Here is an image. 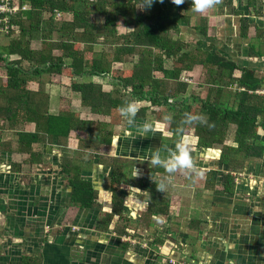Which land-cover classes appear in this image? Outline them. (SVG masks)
I'll list each match as a JSON object with an SVG mask.
<instances>
[{
  "label": "crops",
  "instance_id": "1",
  "mask_svg": "<svg viewBox=\"0 0 264 264\" xmlns=\"http://www.w3.org/2000/svg\"><path fill=\"white\" fill-rule=\"evenodd\" d=\"M224 2L198 14L192 11V6L178 9L171 0H164L163 8L178 25L177 30H171L170 37L186 44L184 51L190 53V59L184 61L179 60L180 54L164 61L167 69L190 66L182 69L180 75L181 81L188 83L187 92L175 91L173 103L194 96L208 98L210 85L205 81L210 65L201 63L208 54H219L234 62L237 65L234 79H239L247 69L264 88V0L259 15L248 6V0ZM64 14L67 21L72 20V14ZM98 16L103 19L98 22L99 18L97 23L103 24L104 16ZM242 19L250 25L246 36L241 35ZM118 25L116 34L111 32L107 37L110 43H103L106 37L102 36L86 52L90 61L99 56L109 63L108 75L45 74L27 86L32 91L41 89L49 94L51 114L70 112L81 121L93 122L98 130L100 124H106L103 134L113 131V145L90 141L89 132L72 131L65 145L34 143L32 151L40 154L43 161L31 163V153L20 148L19 133L35 132V123L21 122L11 127L8 121L0 120V264H25L24 259L28 264H172L170 259H175L177 264H264V154L247 159L240 157L241 167L232 172L234 186L228 190L225 179L228 167L221 162L222 146L205 151L197 149L195 128H190L193 155L204 170V177L193 185L177 175L176 187H169L163 193L169 199L168 212L148 214L149 191L142 185L147 180L159 182L164 170L152 167L146 160L152 149L161 145L174 147L176 139L169 132L165 117H171L175 111L144 101L140 108L144 115L139 116V111L137 124L156 121L158 126L146 137H138L123 117L120 123L114 124L111 116L94 113L83 103V92L72 86L94 84L103 91L116 92L117 76L131 74L138 55L115 61L113 50L125 43L123 36L132 32L134 26ZM201 26H206V36L201 33ZM35 42L41 43L31 44ZM77 47L83 50L86 44L79 43ZM154 52L160 54L156 49ZM53 54L59 56L61 50H54ZM65 62L69 65L70 59ZM155 75L164 90L174 91L177 80L165 79L161 72ZM5 76L6 71L1 78ZM41 81L44 88L40 87ZM67 81L70 94L64 97L56 86L63 88L62 84ZM235 86L239 87L237 83L225 87L221 101L226 107L236 108L237 100L230 94L239 91ZM258 123V140L254 143L264 144V121L259 119ZM235 132L236 126L231 125L225 145L236 146ZM114 157L125 162L120 189L124 195L122 211L115 214L112 213L111 180ZM66 159H73L80 170L79 179L91 182L98 191L94 207L73 202L70 179L74 174L69 176L63 172ZM154 169L158 171L150 177L149 171ZM234 173L242 175L238 182ZM125 237L139 243L131 245Z\"/></svg>",
  "mask_w": 264,
  "mask_h": 264
},
{
  "label": "trees",
  "instance_id": "2",
  "mask_svg": "<svg viewBox=\"0 0 264 264\" xmlns=\"http://www.w3.org/2000/svg\"><path fill=\"white\" fill-rule=\"evenodd\" d=\"M227 1L231 4V0ZM227 1L225 0L224 4H227ZM19 3L30 5V8L22 10L15 20L20 32L18 35H12L7 46L0 45V68L6 71L5 79H0V120L8 121L11 127L21 122L35 123V132L19 133L20 148L31 153V163L43 161L40 154L32 151L34 143L42 141L65 145L72 131L89 132L90 141L99 140L109 147L113 145V131H109V135L103 134V131L107 130L106 124H100L98 130L93 122L81 121L70 112L51 114L49 94L41 89L32 91L27 86L30 81L38 80L45 74H65L72 77L108 75L111 68L109 63L103 58L99 59V56H94L90 61L86 58V52H89L92 45L98 43L102 36L106 37L103 43H110L107 37L111 32V35L116 34L118 23L133 25L134 30L123 36V45L113 50V60L124 61L127 55L134 54L138 55L139 60L134 64L131 74L123 73L117 76L116 92L103 91L100 86L94 84L74 83L73 89L83 92V103L86 106L91 107L94 113L111 116L114 124L123 120L118 108L126 99L138 98L155 106L168 107L175 111L171 120H168L169 132L175 139V130L181 124L185 113L202 115L205 122L190 126L188 130L195 128L198 138L195 147L199 150L222 146L221 162L228 167L225 177L228 190L234 186L232 172L241 167L240 157L247 159L263 156L264 144L254 143L258 140L259 119L264 121V97L254 91L263 85L247 69L243 70L239 79H234L233 73L237 69L234 62L219 54H208L206 59L201 61L210 65L205 81L210 85L208 98L203 100L194 96L184 99L181 103L171 101L176 96L175 91L187 92L188 83L181 81L180 75L182 69L190 66L167 69L164 61L179 54V60L184 61L190 59V53L184 51L186 44L170 37L171 30H177L178 25L159 0L150 8H142L144 0H19ZM188 6H192L191 0H185L182 6L175 7L186 9ZM248 6L253 7L259 15L263 10V0H248ZM55 11L72 14V20L67 21L65 16L57 19ZM97 15L104 16L103 24L97 23ZM249 26L247 20H241L242 36H246ZM200 30L204 36L207 35L206 26H201ZM33 41H40L42 48L32 49ZM79 43H85V49L80 50L77 47ZM57 49L61 50L59 56L53 54ZM154 49L160 54L155 53ZM16 55L20 57H13ZM66 59H70L69 65L66 64ZM155 72H161L165 79L177 80L174 91L164 90ZM233 83H237L239 88H245V91L230 93L237 100L236 108L226 107L221 101L226 92L225 87H230ZM143 115L144 110L139 113V116ZM231 125L236 126L235 147L225 145ZM76 164L73 159L63 162V172L69 176L74 174L70 179L73 202L87 208L94 207L98 200V191L91 182L79 179L80 170ZM111 166L114 192L112 213L115 214L122 211L124 195L120 193V189L125 162L114 157ZM157 171L150 170V177ZM156 183L158 182L147 180L142 185V188L149 191V215L165 214L169 209V199L157 191ZM23 263L29 262L24 259Z\"/></svg>",
  "mask_w": 264,
  "mask_h": 264
},
{
  "label": "clouds",
  "instance_id": "3",
  "mask_svg": "<svg viewBox=\"0 0 264 264\" xmlns=\"http://www.w3.org/2000/svg\"><path fill=\"white\" fill-rule=\"evenodd\" d=\"M155 2L156 0H144L142 8H150ZM159 2L162 4L164 0H159ZM171 2L179 7L185 3V0H171ZM221 2L222 0H191L192 11L204 14ZM143 103L144 101L138 98L126 99L123 105L118 108V112L127 126L135 129L138 137H146L149 132H155L158 126L156 121H145L142 124H137L136 117ZM165 119L171 120V117L168 116ZM203 122H205V118L202 115L185 113L181 124L174 133L177 137L174 147L161 145L151 150L146 161L152 167L164 170L162 179L156 183L157 191L166 193L169 187L175 188L174 181L177 175L187 178L193 185L198 180L203 179L204 170L198 165L193 155V142L188 135L190 126Z\"/></svg>",
  "mask_w": 264,
  "mask_h": 264
},
{
  "label": "built area",
  "instance_id": "4",
  "mask_svg": "<svg viewBox=\"0 0 264 264\" xmlns=\"http://www.w3.org/2000/svg\"><path fill=\"white\" fill-rule=\"evenodd\" d=\"M30 8L28 3L20 4L19 0H0V40L10 39L12 35H18L20 30L19 26L16 24L15 20L22 10H27ZM54 15L57 19H61L64 13L61 11H55ZM239 91H245V88H239L235 86ZM250 93H253L250 91ZM255 94L264 97V88L257 89L254 91ZM242 175L239 173H234L235 180L238 182ZM50 230V227H46ZM76 229V227H74ZM125 241L129 242L131 245H136L139 242L131 237H125ZM172 264H177L175 259H170Z\"/></svg>",
  "mask_w": 264,
  "mask_h": 264
},
{
  "label": "rangeland",
  "instance_id": "5",
  "mask_svg": "<svg viewBox=\"0 0 264 264\" xmlns=\"http://www.w3.org/2000/svg\"><path fill=\"white\" fill-rule=\"evenodd\" d=\"M48 17V16H47ZM100 18V19H99ZM99 19V20H98ZM102 19L103 18H101L100 16H96V21L98 20V22H100V21H102ZM120 27H122V25H120ZM120 29H124V28H120ZM11 38H12V36H11ZM11 38L10 39H6V40H4V39H2V40H0V45L2 46H7L9 43H10V40H11ZM101 42H103V41H101ZM31 46H33V47H40L41 48V43H38V42H35L34 44H31ZM93 48V47H92ZM13 57H16V56H13ZM2 75H5V70L4 69H1L0 68V79H2V80H4L5 78L4 77H2L1 78V76ZM39 80V79H38ZM42 82V81H41ZM66 84H62L64 87L62 88L60 85H58V86H56V88L57 89H60V93H62L61 95H63L64 97H68V95L70 94V89H69V87H70V82L69 81H67V82H65ZM40 87L41 88H44L45 87V84H44V82H42V83H40ZM60 96V95H59Z\"/></svg>",
  "mask_w": 264,
  "mask_h": 264
},
{
  "label": "bare ground",
  "instance_id": "6",
  "mask_svg": "<svg viewBox=\"0 0 264 264\" xmlns=\"http://www.w3.org/2000/svg\"><path fill=\"white\" fill-rule=\"evenodd\" d=\"M205 162V161H204ZM245 182V181H244Z\"/></svg>",
  "mask_w": 264,
  "mask_h": 264
}]
</instances>
